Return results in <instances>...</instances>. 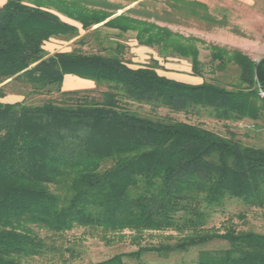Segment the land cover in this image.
Wrapping results in <instances>:
<instances>
[{"label": "trees", "instance_id": "obj_1", "mask_svg": "<svg viewBox=\"0 0 264 264\" xmlns=\"http://www.w3.org/2000/svg\"><path fill=\"white\" fill-rule=\"evenodd\" d=\"M166 1L178 13L214 20L201 1ZM132 10L116 16L81 0L0 4V264H30L57 250L34 227L52 234L75 227L102 234L129 230L137 243L144 231L178 234L93 264H125L126 258L148 264L144 253L167 256L214 240L226 245L200 249L194 264H264V233L206 226L211 214L235 198L264 216V148L242 144L233 132L225 136L129 107L135 102L176 113L205 110L226 126L244 119L264 126V56L253 60L239 49L208 44L210 71L234 67L238 82L231 84L167 78L157 73V59L133 68L120 42L130 31L139 45L156 46L163 58H189L191 72L203 75L196 38L130 16ZM61 16L84 30L101 23L117 38L102 47L107 53L73 48L50 54L43 47L48 39L79 35L78 26ZM99 28L78 42L89 35L99 42L108 38ZM65 74L104 89L63 90ZM11 84L21 89V101L1 100ZM28 94L49 99L28 104Z\"/></svg>", "mask_w": 264, "mask_h": 264}, {"label": "rangeland", "instance_id": "obj_2", "mask_svg": "<svg viewBox=\"0 0 264 264\" xmlns=\"http://www.w3.org/2000/svg\"><path fill=\"white\" fill-rule=\"evenodd\" d=\"M81 1L91 8H104L107 11H116L114 14L116 16L131 7L133 10L129 13L130 16L132 15L136 18L146 19L161 26H166L184 38H196L197 40L193 44L199 50V60L203 62L202 76L204 80L217 78L223 84L238 82L235 81L236 70L234 67L230 68L229 66L226 70L222 71H210L212 65L209 63L208 44L216 43V45L225 49L244 48V51L239 50L255 60H259L264 56V0H204L210 5L207 6V10L211 17L214 18L213 21H205L199 17L192 16V14L178 13L168 6L166 0ZM3 2L4 0H0V4ZM116 6L120 9H115ZM199 10L201 11V9ZM75 25L79 29L78 36L67 40L55 37L50 38L45 41L43 45L44 49L50 54L55 51H68L73 48H79L84 52L99 51L107 53L102 47L110 45L117 38L115 37V30L103 28L101 23L93 25L88 30L82 29L79 23ZM98 26L103 31V36H107L108 38H104L99 42L93 35H89L85 37L83 43L78 42L80 37ZM134 35L135 32L130 31L120 38V42L126 45L123 56L127 61H130L129 66L133 68L151 64L152 59H157L159 64L160 61L162 63L160 64L161 67L157 68V70L163 69V64L166 62L173 64H181L182 60H189L190 62L189 58L178 56L163 58L158 55L156 46H145L146 48H143L145 51L142 52L140 50L141 45L137 43ZM69 83L70 81H67V79L63 81L62 89L68 90L66 87ZM74 84L80 87L87 86L82 81H75ZM93 87H96L98 90L104 89V86H96L95 83ZM19 90L21 89L14 84L5 86L6 94L19 95V101H21L24 96L23 94L16 93ZM52 97L57 96L54 94ZM45 99H49V96L28 94L25 98V103L40 104ZM129 107L142 114H158L190 122V124H201L203 127L225 136H228L229 132H233L236 139L242 144L264 148V126L260 125V122L244 119L238 122H230L226 126L223 121L213 118L205 110H201L200 113H176L165 107L153 110L148 104H138L135 102H130ZM229 225L241 230L264 233V216L260 209L249 208L235 198L228 200L222 210L220 209L211 214L206 224L207 227H213L214 230H218L219 232L224 231ZM34 229L47 242L57 247V250L35 257L30 260V264H93L106 260L116 254H126L127 252L136 251L139 246H150L157 244L159 241L173 240L178 235L177 232L170 230L144 231L142 236L137 240V243L133 240L135 233L129 230L102 234L101 230L98 229L75 227L62 234H52L36 227ZM225 245L224 241L214 240L192 247L188 251L170 253L167 256H158L152 252L144 253L142 259L148 264H194L200 249L221 248ZM125 264H133V262L126 258Z\"/></svg>", "mask_w": 264, "mask_h": 264}, {"label": "crops", "instance_id": "obj_3", "mask_svg": "<svg viewBox=\"0 0 264 264\" xmlns=\"http://www.w3.org/2000/svg\"><path fill=\"white\" fill-rule=\"evenodd\" d=\"M196 1H201V3L206 4L207 6H210L208 2H205L204 0H196ZM63 19V21H67L68 23H77L74 20L68 19L65 16L61 17ZM74 24V25H75ZM212 44H216V43H212ZM145 45H141L140 50L142 52H144L145 50ZM236 48V46H234ZM46 48V47H45ZM144 48V49H143ZM143 49V50H142ZM237 49H241V50H245L244 48H239L237 47ZM253 60H255L254 58H251ZM160 64L161 61H160ZM164 65V68L161 70H157V73L159 75L165 76L167 78L173 79V80H177L183 83H187V84H200L204 81V77L198 74H194L192 71V65L191 62H189V60L187 61H183L181 62V64H173L170 62H166ZM67 79V81H70V83L67 85V89H82V88H92L94 82L93 80L90 79H85V78H81L72 74H65L63 77V81H65ZM75 81H82L85 82V84L87 85L86 87H80L79 85L74 84ZM66 90V89H63ZM1 100L3 102H15V101H19L20 97L19 95L16 94H6L3 98H1Z\"/></svg>", "mask_w": 264, "mask_h": 264}, {"label": "built area", "instance_id": "obj_4", "mask_svg": "<svg viewBox=\"0 0 264 264\" xmlns=\"http://www.w3.org/2000/svg\"><path fill=\"white\" fill-rule=\"evenodd\" d=\"M259 96L264 98V90L259 88Z\"/></svg>", "mask_w": 264, "mask_h": 264}]
</instances>
